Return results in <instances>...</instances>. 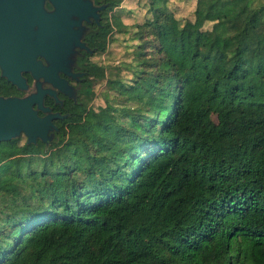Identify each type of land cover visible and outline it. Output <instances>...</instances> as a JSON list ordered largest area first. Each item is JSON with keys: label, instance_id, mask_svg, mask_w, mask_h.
<instances>
[{"label": "trees", "instance_id": "trees-1", "mask_svg": "<svg viewBox=\"0 0 264 264\" xmlns=\"http://www.w3.org/2000/svg\"><path fill=\"white\" fill-rule=\"evenodd\" d=\"M94 1L52 139L0 140V264H264V0H146L129 76L92 58L128 26Z\"/></svg>", "mask_w": 264, "mask_h": 264}, {"label": "water", "instance_id": "water-1", "mask_svg": "<svg viewBox=\"0 0 264 264\" xmlns=\"http://www.w3.org/2000/svg\"><path fill=\"white\" fill-rule=\"evenodd\" d=\"M43 0H31L28 13H23L24 19L37 24L41 29H53L58 23H65L68 14L77 15L78 20L89 19V16L98 18L99 10L105 3L94 4L92 0H51L55 9L52 12L43 11L41 2ZM56 19V23L53 22ZM21 31L24 29L20 26ZM80 46H88L85 42ZM70 47L61 48L59 55L66 58ZM57 52L48 47L37 46L34 48L15 47V0H0V68L1 74L20 88H26L25 78L19 74V68H30L35 80V88L23 95H1L0 94V140H7L23 133L27 142H35L38 138L48 142L52 139L49 130L57 128L52 117L59 115L57 111H51L48 105L43 103L44 93L55 96L52 87L43 86V81H50L65 92L66 80L56 73L57 68H63L60 58L53 57ZM38 54L44 55L48 64H44ZM66 62V60H65ZM42 76V79H39ZM43 111L42 114L38 110Z\"/></svg>", "mask_w": 264, "mask_h": 264}, {"label": "flooded vegetation", "instance_id": "flooded-vegetation-1", "mask_svg": "<svg viewBox=\"0 0 264 264\" xmlns=\"http://www.w3.org/2000/svg\"><path fill=\"white\" fill-rule=\"evenodd\" d=\"M94 4H101L96 3L92 0ZM43 7V11L52 12L55 7L51 0H43L41 2ZM31 7V0H15V47H30L34 48L37 46L41 47H48L54 49L57 52L52 55L53 57L60 58L63 64V68H66L68 72L61 68H57L55 71L57 75L66 80L65 89L70 92L72 91V85H76L78 80L82 79L84 69L81 68L82 60L79 59V56L82 55V50H89V45L85 38L86 32L90 29H93L94 25H99L100 17H101V10H99L98 18L93 16H89V19L82 18L78 20L77 15L71 13L68 14L67 21L65 23H56V19H53V22L56 23L53 29L45 28L41 29L37 26V24L32 23L24 19L23 13H28L29 8ZM20 26L24 29L21 31ZM80 42L85 44L88 47L80 46ZM70 47V52L68 51V55L65 57L59 55V50L61 48ZM90 51V50H89ZM36 58H39L44 64H48L49 61L45 58L44 55L38 54ZM66 60V62H65ZM19 74L25 78L27 83L26 88H20L15 83L11 82L6 75L1 74L0 68V80L7 81V87L10 88L11 91L7 93L0 92L1 95H23L25 93L30 92L35 88L33 82L35 77L30 68H19ZM43 77L40 76L39 79ZM43 86L52 87L55 90V96L50 93H44L43 95V103L50 107L51 111H57L59 115L52 117L53 123H55V119L63 118L66 114V109L64 108V98L69 95L68 92H65L57 85H52L50 81H43ZM39 114H42L43 111L40 109L38 110ZM56 124V123H55Z\"/></svg>", "mask_w": 264, "mask_h": 264}, {"label": "rangeland", "instance_id": "rangeland-1", "mask_svg": "<svg viewBox=\"0 0 264 264\" xmlns=\"http://www.w3.org/2000/svg\"><path fill=\"white\" fill-rule=\"evenodd\" d=\"M146 4V0H122V2L116 6V11L119 12L124 24L128 26L126 28L113 27L106 49L92 55L93 59L105 64L108 76L113 74L129 76V72L120 66H123L124 62L131 59V48L137 41L133 35V24L135 22H141L148 14ZM167 5L173 11L174 15L179 18L192 17L195 0H167ZM210 24L209 21H206L204 26L209 27ZM93 87L94 94L92 95L89 104L94 108L106 106L107 98L103 95L104 82L94 80ZM119 97L117 95H111L110 98L112 102H120L121 97ZM18 136L21 137L22 141L25 139L23 133Z\"/></svg>", "mask_w": 264, "mask_h": 264}]
</instances>
